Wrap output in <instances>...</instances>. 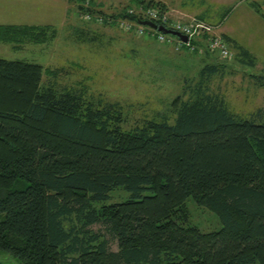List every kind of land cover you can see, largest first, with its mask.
Segmentation results:
<instances>
[{
	"label": "trees",
	"instance_id": "1",
	"mask_svg": "<svg viewBox=\"0 0 264 264\" xmlns=\"http://www.w3.org/2000/svg\"><path fill=\"white\" fill-rule=\"evenodd\" d=\"M73 1L156 41L136 22L154 0L112 14ZM50 30L0 24V42H43ZM206 40L181 43L201 67L163 111L136 119L83 87L44 83L55 71L39 63L0 57V250L22 264H264V108L229 109L212 83L228 62ZM117 190L127 197L108 201ZM189 199L221 226L192 224Z\"/></svg>",
	"mask_w": 264,
	"mask_h": 264
},
{
	"label": "rangeland",
	"instance_id": "2",
	"mask_svg": "<svg viewBox=\"0 0 264 264\" xmlns=\"http://www.w3.org/2000/svg\"><path fill=\"white\" fill-rule=\"evenodd\" d=\"M10 1L14 2L13 16L31 23L4 25L33 24L55 30H50L43 42L18 35L11 41L0 42V57L39 63L45 70L55 71H44V83L83 87L95 97L119 102L133 119L163 111L180 92L184 76L193 77L201 67L199 55L190 52L191 42L188 44L191 50L186 52L185 46H177L176 36L167 34L172 41L165 44L155 41L140 26L131 30V24L125 25L122 20H116L113 25L102 22L98 11L112 14L124 6L129 7L133 3L131 0H93L98 12L93 17L80 13L73 0H0V19L7 18L2 3ZM200 1L204 2L200 10L205 11L202 16L206 22L216 33L230 40L231 56L218 55L219 61L228 62L227 73L222 79L214 77L213 86L219 88L234 112L247 115L264 108V0ZM154 2L159 3V0ZM178 4L175 2L174 6ZM152 7L164 11L171 20L186 22L195 18L177 9L163 8L160 3ZM220 25L232 30L223 33ZM90 37L93 39H83ZM14 188L23 186L18 183ZM110 196L108 201H120L127 197V192L117 190ZM187 206L192 224L201 230H216L221 226L213 212L197 206L192 199L187 201ZM92 228L106 234L103 225L96 224ZM109 245L116 250V242L111 238ZM0 262L22 264L3 250H0Z\"/></svg>",
	"mask_w": 264,
	"mask_h": 264
},
{
	"label": "built area",
	"instance_id": "3",
	"mask_svg": "<svg viewBox=\"0 0 264 264\" xmlns=\"http://www.w3.org/2000/svg\"><path fill=\"white\" fill-rule=\"evenodd\" d=\"M132 11V10H130ZM140 14L144 19H149L158 25H164L167 28L176 30L181 34L188 37L186 44L188 45L190 40L195 37H200L201 35H207V46L209 49L214 50L222 58H228L231 56L228 49V43L219 33L215 32V28L208 24L206 21L199 19L197 17L191 18L190 20L183 22L178 20H171L164 11H160L155 7L140 8ZM125 25H128L125 23ZM156 40L158 42H171L172 39L167 38V34L156 31ZM177 46H180L181 42L179 39L175 41ZM179 44V45H178Z\"/></svg>",
	"mask_w": 264,
	"mask_h": 264
},
{
	"label": "crops",
	"instance_id": "4",
	"mask_svg": "<svg viewBox=\"0 0 264 264\" xmlns=\"http://www.w3.org/2000/svg\"><path fill=\"white\" fill-rule=\"evenodd\" d=\"M189 1H191L192 3L187 4ZM175 2L179 3L178 6H174ZM159 3L163 8L177 9L178 11H181L184 14L191 15V16H194V17H197L199 19L206 21L202 16V13H205V11L202 12V10H200L201 9L200 5L204 4L203 1H200V0H159ZM2 5L5 6L2 10L6 11L5 13L7 15V18H4L3 16V18L0 19V24L31 23L27 21H21L20 20L21 18L19 16H13L15 12L14 2L10 1V3H2ZM190 8H192L191 11L188 10ZM29 25H33V24H29ZM220 30L223 33H230L232 29L230 27L221 28V25H220Z\"/></svg>",
	"mask_w": 264,
	"mask_h": 264
},
{
	"label": "water",
	"instance_id": "5",
	"mask_svg": "<svg viewBox=\"0 0 264 264\" xmlns=\"http://www.w3.org/2000/svg\"><path fill=\"white\" fill-rule=\"evenodd\" d=\"M136 22L142 26H148L158 32L163 34H169L176 36L181 42L186 43L188 41V37L180 32L167 28L164 25H158L157 23L149 20V19H137Z\"/></svg>",
	"mask_w": 264,
	"mask_h": 264
}]
</instances>
